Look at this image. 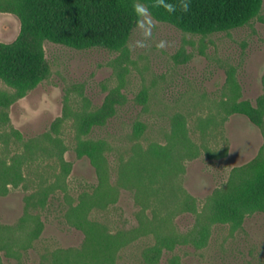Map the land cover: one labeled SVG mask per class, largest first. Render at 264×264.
Wrapping results in <instances>:
<instances>
[{
    "label": "rangeland",
    "instance_id": "rangeland-1",
    "mask_svg": "<svg viewBox=\"0 0 264 264\" xmlns=\"http://www.w3.org/2000/svg\"><path fill=\"white\" fill-rule=\"evenodd\" d=\"M119 2L135 21L124 53L68 43L43 25L27 0H0V68L18 63L17 75L9 76L22 85L0 108V128L10 135L8 150L0 141V157L39 138L55 153L65 148L66 176L65 190L49 195L45 208L27 210L37 216L22 239L27 247L15 248L14 256L0 249V264L50 263L52 253L82 246L83 232L64 214L68 200L75 204L97 183L83 155L88 145L111 148L106 155L113 182L134 129L143 130V146L163 144L172 119L186 120L191 140L200 145L197 120L216 107L224 120L207 138L211 152L201 150L185 161L172 182L178 190L166 207L168 229L158 239L148 234L124 247L115 264H264V0L236 24L210 30L169 13L161 0L139 1L151 21L140 28L132 2ZM161 40L163 48L157 46ZM0 91L13 92L1 80ZM84 106L88 115L78 146L73 120H59L69 108ZM28 172L25 185H9L0 195V224L17 227L28 195L38 188L35 174L50 184L60 165L55 159L38 161ZM139 217L141 206L125 189L115 204L90 214L112 232L138 226Z\"/></svg>",
    "mask_w": 264,
    "mask_h": 264
},
{
    "label": "trees",
    "instance_id": "trees-1",
    "mask_svg": "<svg viewBox=\"0 0 264 264\" xmlns=\"http://www.w3.org/2000/svg\"><path fill=\"white\" fill-rule=\"evenodd\" d=\"M27 1L37 10L43 25L68 43L69 40L83 42L87 47L98 46L124 53L128 34L135 24L130 10L119 0ZM130 2L134 5L137 0ZM258 2L259 0H190L189 9L185 12L181 8V0H164V3L176 6L174 14L195 27L209 30L236 24L241 18L252 15ZM19 66L15 63L14 66L0 68V80L13 91H0V108L7 99L16 96L22 89V85L9 76V73L17 75L15 71ZM85 108L84 106L77 111L69 108L67 114L59 120L60 123L66 119L73 120L78 146L82 143L81 124L88 115ZM220 115L221 112L216 107L215 113L197 120L200 145L191 140L186 120L172 119L169 130L164 134L163 144L153 141L143 146L140 143L143 130L134 129L130 136L133 142L128 154H121L117 160L113 182L106 155L111 148L106 150L102 146L88 145L83 155L94 168L97 183L90 191L80 193L75 204L68 200L64 214L68 224L83 232L84 241L79 249H66L62 254L52 253L50 263L42 264H115L118 252L135 240L148 234H154L158 239L160 233L168 229L171 219V210L166 207L177 199L178 188L172 182L179 180L185 161L197 157L201 150L211 152L207 138L221 126L224 117L221 118ZM16 137L18 138L14 142L18 143L21 140L20 135ZM57 140L61 141L59 138ZM0 141L4 149L8 150L10 135L1 128ZM21 147V152L13 153L7 158L0 157L1 196L5 195L9 185H25V173H29L31 164L35 162L55 159L60 165V172L52 174L55 180L50 184L42 174L36 173L40 177L38 188L26 199V215L21 223L17 227L0 224V249L9 256L18 253L15 248L19 250L27 247L26 241L22 239L29 223L37 217L29 214L27 210L45 208L49 195L57 188L65 190V148L61 153H55L43 148L39 138L22 142ZM122 189L133 192L134 199L141 206L142 217H139L138 226L112 232L107 224L91 219L90 214L95 210L104 211L115 204ZM149 209L151 217H146L145 211Z\"/></svg>",
    "mask_w": 264,
    "mask_h": 264
},
{
    "label": "clouds",
    "instance_id": "clouds-1",
    "mask_svg": "<svg viewBox=\"0 0 264 264\" xmlns=\"http://www.w3.org/2000/svg\"><path fill=\"white\" fill-rule=\"evenodd\" d=\"M161 2L163 3L164 0H161ZM189 3H190V0H181V8L183 11H185V12L188 11ZM164 7L166 8V10L169 13L174 12L176 10V6L173 5L172 3H164ZM133 9H134V12L136 13V15L138 17H141V19L137 20V26L138 27L145 28L146 22L148 24L151 23V21L148 19L149 15H150L149 9L145 4L140 3L139 0H137V2L133 6ZM144 34L149 35L150 34L149 30L145 29ZM164 45H165V42L163 40H161L157 46L163 48Z\"/></svg>",
    "mask_w": 264,
    "mask_h": 264
}]
</instances>
